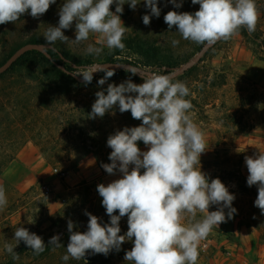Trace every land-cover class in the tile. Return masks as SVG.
Here are the masks:
<instances>
[{"label": "rangeland", "instance_id": "374dc122", "mask_svg": "<svg viewBox=\"0 0 264 264\" xmlns=\"http://www.w3.org/2000/svg\"><path fill=\"white\" fill-rule=\"evenodd\" d=\"M64 2L56 0L39 18L25 13L14 23L0 25V66L4 64L0 68V185L8 200L0 209V264H65L61 257L69 242V219L75 225L73 231L79 232L87 231L85 212L97 216L102 225L110 223L97 186L122 178V174L117 171L110 175L102 168V164L111 163L107 139L125 127L140 126L142 121L133 119L130 111L121 113L118 106L102 118H89L95 93L108 85L98 86L105 65L125 72L113 82L116 85L128 79L140 84L141 75L156 72L171 75L190 89L186 99L191 101V115L204 134L207 149L200 156L201 171L209 182L215 178L222 181L235 196L232 207L237 209L233 218L201 241L197 264H264V214L254 203L258 186L247 185L245 163L246 156L264 151V60L257 53L253 35L242 28L228 41L212 46L196 44L184 40L175 26L169 29L164 15L168 11L194 13L198 4L182 0V6L176 8L168 0H158L160 16H152L146 26L142 17L151 13L141 0L135 10L125 3L120 14L128 28L123 39L125 49L110 51L103 46L97 57L85 49L89 44L102 46L97 43L98 34H90L87 41L78 44H46L44 33L48 26L58 25ZM256 6L255 32L264 33V0H256ZM115 7L113 4L110 10L115 12ZM64 34L74 40L75 23ZM35 38L45 45H27ZM173 40L179 41L175 47ZM146 47L157 49L156 63L147 62ZM47 49L58 56L51 59ZM63 49L68 58L61 55ZM32 50L48 57L50 64L39 63V57L29 55L10 69L12 62ZM90 65L101 69L93 73L87 85L82 77L64 72ZM127 65L141 74H131ZM193 66L196 69L190 75L182 76ZM138 146L141 151L148 150L142 141ZM217 208L212 205L209 211ZM202 216L197 213V219ZM18 227L41 236L46 245L58 235L64 247L48 246L47 253L26 255L20 251L21 241L14 248L19 259L13 260L4 244L15 245ZM120 229V235L127 232V216L121 218ZM133 246V241H125L118 252L112 250L105 256L89 251L82 260L70 258L67 264H131L124 256Z\"/></svg>", "mask_w": 264, "mask_h": 264}, {"label": "clouds", "instance_id": "9594fccd", "mask_svg": "<svg viewBox=\"0 0 264 264\" xmlns=\"http://www.w3.org/2000/svg\"><path fill=\"white\" fill-rule=\"evenodd\" d=\"M141 0H65L60 7L58 25L48 26L44 39L47 45L57 41L63 44H78L98 34L97 43L87 45L88 55L99 57L104 47L123 51L127 32L121 20L123 6L128 3L135 10ZM151 15L142 17L147 26L151 17H159L158 0H143ZM176 8L182 6L177 0H168ZM198 4L194 13L168 11L164 22L169 29L173 26L184 40L212 46L218 41H228L246 29L255 32L258 22L256 0H191ZM56 0H0V25L16 22L28 13L33 18L45 14ZM116 5L115 12L110 6ZM75 23V39L70 40L64 30ZM179 43L173 40L175 47ZM101 69L95 65L79 68L65 74L82 77L85 85L93 80V73ZM105 75L98 81L103 86L112 77L114 69L103 66ZM126 70L135 75L136 68L127 65ZM143 82L133 83L128 79L119 85L109 83L105 90L95 93L89 118H102L118 106L121 113L131 112L133 119L142 121L140 126L125 127L110 135L107 146L112 149L109 160L102 168L110 175L118 171L122 178L107 185L101 183L97 191L102 205L110 217V223L101 224L97 216H88L86 232L73 231L75 225L68 220L70 233L66 254L61 257L67 264L69 259L82 260L92 254L107 256L112 250L120 251L125 241H133V247L125 253L124 259L131 264H197L201 241L214 228L233 218L237 209L232 207L235 196L219 178L211 179L201 171L200 156L207 149L204 134L194 123L191 101L186 99L190 89L171 75L156 72L141 75ZM147 146L141 151L138 142ZM248 169L247 185L258 186L255 206L264 214V151L254 157L246 156ZM199 165V167H197ZM131 166V169H130ZM143 169V173H141ZM5 188L0 185V209L7 206ZM217 205L215 211L210 206ZM225 209H228L227 214ZM118 211V215L115 214ZM197 213L203 216L197 219ZM127 216L128 230L120 235V220ZM187 219V223L182 220ZM134 238V239H133ZM11 243L4 244V250L13 260L19 259L14 248L23 241L31 251L39 255L46 247L53 249L63 245L60 237L54 235L46 245L43 238L18 227ZM64 247V246H63Z\"/></svg>", "mask_w": 264, "mask_h": 264}, {"label": "trees", "instance_id": "16d2710c", "mask_svg": "<svg viewBox=\"0 0 264 264\" xmlns=\"http://www.w3.org/2000/svg\"><path fill=\"white\" fill-rule=\"evenodd\" d=\"M254 33V34H253ZM251 33L252 36V39H254L256 42H257V53L260 57L261 60H264V33L260 32V31H257V32H253ZM244 36L247 37V34L244 33ZM27 45H45V42L43 40H39L37 38L33 39L31 42H29V44ZM23 47V46H22ZM18 48L16 49L14 52H12V54H10V56L8 57V59H11L12 57H14V55L22 48ZM146 58L148 59V63H152L154 61V63H156L155 61L158 60V51L156 48H152V47H146ZM46 52L49 54L50 58H56L58 55L56 53H54L53 50H49L47 49ZM29 55H35L37 57H39V63H42V64H50V59L46 56H44L43 54L35 51V50H32V51H29V52H26L24 54H22L21 56H19L14 62H12L11 66H10V69H13L15 68L16 66L20 65L22 60L26 57V56H29ZM61 55L65 58H68V52L66 50H61ZM4 67V64L2 66H0V68H3ZM173 68V67H172ZM196 69V66H193V67H190L188 68L182 76H188L190 75L194 70ZM114 75L112 77H110L106 83L109 84V83H113L115 82L117 79H120V78H123L124 75H125V72L124 71H118V72H115L114 71ZM243 179V178H242ZM243 181H245V179H243ZM20 247V251L22 253H25L26 255H32L34 254L31 249L24 244V242H22V244L19 246ZM49 251V247H46L44 253H47ZM43 254V253H41ZM40 254V255H41Z\"/></svg>", "mask_w": 264, "mask_h": 264}]
</instances>
